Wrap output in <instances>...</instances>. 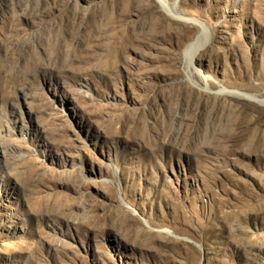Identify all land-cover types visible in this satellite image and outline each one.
Instances as JSON below:
<instances>
[{
    "label": "rangeland",
    "instance_id": "rangeland-1",
    "mask_svg": "<svg viewBox=\"0 0 264 264\" xmlns=\"http://www.w3.org/2000/svg\"><path fill=\"white\" fill-rule=\"evenodd\" d=\"M0 264H264V0H0Z\"/></svg>",
    "mask_w": 264,
    "mask_h": 264
},
{
    "label": "bare ground",
    "instance_id": "bare-ground-1",
    "mask_svg": "<svg viewBox=\"0 0 264 264\" xmlns=\"http://www.w3.org/2000/svg\"><path fill=\"white\" fill-rule=\"evenodd\" d=\"M166 4V3H165ZM174 12V11H172ZM176 12V11H175ZM204 29V28H203ZM202 29V30H203ZM201 30V31H202ZM205 30V29H204ZM205 32H200V34L195 38L193 42H191L187 49H186V63L187 67L191 69V67L194 64V59L196 57L197 52L199 51L200 47L203 45L204 39H205ZM206 40V39H205Z\"/></svg>",
    "mask_w": 264,
    "mask_h": 264
}]
</instances>
